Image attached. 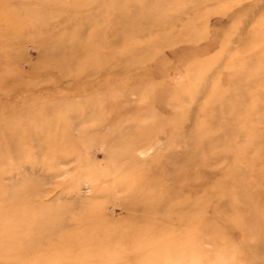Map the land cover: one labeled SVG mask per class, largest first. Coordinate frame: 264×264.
Segmentation results:
<instances>
[{"label": "rangeland", "instance_id": "rangeland-1", "mask_svg": "<svg viewBox=\"0 0 264 264\" xmlns=\"http://www.w3.org/2000/svg\"><path fill=\"white\" fill-rule=\"evenodd\" d=\"M5 224L0 264H264V0H0Z\"/></svg>", "mask_w": 264, "mask_h": 264}, {"label": "bare ground", "instance_id": "bare-ground-1", "mask_svg": "<svg viewBox=\"0 0 264 264\" xmlns=\"http://www.w3.org/2000/svg\"><path fill=\"white\" fill-rule=\"evenodd\" d=\"M2 226V225H1ZM1 226H0V234H3L4 232V234H6L7 233V235H9L10 234V231L8 232V227H9V225L8 224H5L4 225V228L2 229L1 228ZM0 238H4L5 239V237H3V236H0ZM24 256L22 255V258H23ZM4 259H6L7 260V263L6 262H2L1 264H8V261L10 260V256L9 255H5V258Z\"/></svg>", "mask_w": 264, "mask_h": 264}]
</instances>
